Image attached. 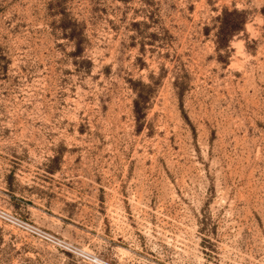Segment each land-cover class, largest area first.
<instances>
[{
  "label": "rangeland",
  "instance_id": "rangeland-1",
  "mask_svg": "<svg viewBox=\"0 0 264 264\" xmlns=\"http://www.w3.org/2000/svg\"><path fill=\"white\" fill-rule=\"evenodd\" d=\"M0 209V264H264V0H0Z\"/></svg>",
  "mask_w": 264,
  "mask_h": 264
},
{
  "label": "built area",
  "instance_id": "built-area-1",
  "mask_svg": "<svg viewBox=\"0 0 264 264\" xmlns=\"http://www.w3.org/2000/svg\"><path fill=\"white\" fill-rule=\"evenodd\" d=\"M0 216L5 218V219H8L12 222H15L18 225L25 227L31 231H40L37 227L30 225L29 223H27L25 221L20 220L18 217L11 215L7 211L0 209ZM40 232H42L46 238H49V239L52 238L50 234L45 233L44 231H40ZM56 240H57L56 243L60 247L66 249L68 251L73 252L74 254L78 255L82 260H84L85 262H87L89 264H111L108 261L98 257L96 254H94V253H92L86 249L76 247V246L72 245L70 242L65 241L64 239H56Z\"/></svg>",
  "mask_w": 264,
  "mask_h": 264
},
{
  "label": "trees",
  "instance_id": "trees-1",
  "mask_svg": "<svg viewBox=\"0 0 264 264\" xmlns=\"http://www.w3.org/2000/svg\"><path fill=\"white\" fill-rule=\"evenodd\" d=\"M234 26L236 25H233V27H229V28H235ZM78 50V48H76ZM142 103H143V98L142 97H137V98H134L133 99V108H134V111L137 113L139 111H141L142 109Z\"/></svg>",
  "mask_w": 264,
  "mask_h": 264
}]
</instances>
